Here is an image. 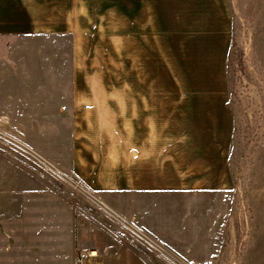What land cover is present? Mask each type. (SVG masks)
I'll return each instance as SVG.
<instances>
[{
    "label": "crops",
    "instance_id": "1",
    "mask_svg": "<svg viewBox=\"0 0 264 264\" xmlns=\"http://www.w3.org/2000/svg\"><path fill=\"white\" fill-rule=\"evenodd\" d=\"M17 5L0 9V264H75L78 242L104 264L223 248L237 200L226 98L155 96L147 78L128 97L81 95L75 50L23 42L70 32L27 31Z\"/></svg>",
    "mask_w": 264,
    "mask_h": 264
},
{
    "label": "rangeland",
    "instance_id": "2",
    "mask_svg": "<svg viewBox=\"0 0 264 264\" xmlns=\"http://www.w3.org/2000/svg\"><path fill=\"white\" fill-rule=\"evenodd\" d=\"M8 3L11 12L27 11V31L70 32L23 42L43 52L75 50L81 95L128 97L147 78L155 96L226 98L234 119L233 233L210 256L206 249L176 259L264 264V0H4L0 9ZM27 3L35 22L58 24H30Z\"/></svg>",
    "mask_w": 264,
    "mask_h": 264
},
{
    "label": "built area",
    "instance_id": "3",
    "mask_svg": "<svg viewBox=\"0 0 264 264\" xmlns=\"http://www.w3.org/2000/svg\"><path fill=\"white\" fill-rule=\"evenodd\" d=\"M10 142L12 144L22 148V150H23V146L21 143L15 141V140H10ZM71 185L74 186L75 189L83 192V189L81 188L80 185H78L76 183H71ZM135 235L137 237H139L140 239H143L146 242H149V243L151 242V239L148 238L144 234L135 233ZM158 250L164 251L161 248H158ZM103 254H104V251H100V250L94 248L91 244H88L85 242H78L77 246H76L75 264H104V262L101 260V257ZM173 259H175V258H173ZM175 261H177V259H175ZM177 264H183V263L177 261Z\"/></svg>",
    "mask_w": 264,
    "mask_h": 264
},
{
    "label": "bare ground",
    "instance_id": "4",
    "mask_svg": "<svg viewBox=\"0 0 264 264\" xmlns=\"http://www.w3.org/2000/svg\"><path fill=\"white\" fill-rule=\"evenodd\" d=\"M50 165V164H49Z\"/></svg>",
    "mask_w": 264,
    "mask_h": 264
}]
</instances>
